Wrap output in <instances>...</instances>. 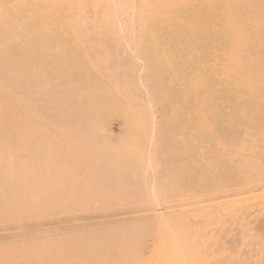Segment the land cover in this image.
<instances>
[{"label":"rangeland","instance_id":"rangeland-1","mask_svg":"<svg viewBox=\"0 0 264 264\" xmlns=\"http://www.w3.org/2000/svg\"><path fill=\"white\" fill-rule=\"evenodd\" d=\"M0 170V264H264V0H0Z\"/></svg>","mask_w":264,"mask_h":264},{"label":"bare ground","instance_id":"bare-ground-1","mask_svg":"<svg viewBox=\"0 0 264 264\" xmlns=\"http://www.w3.org/2000/svg\"><path fill=\"white\" fill-rule=\"evenodd\" d=\"M213 6H214V5H213ZM219 7H220V10H221V11H224L225 9H227V8H229V7L232 8V7H233V3H232V2H229V3H227V4H226V3H223L222 5H219ZM1 43H2V42H1ZM1 48H2V47H1ZM186 63H187V62H186ZM31 78H32V77H31ZM33 79H35V78H33ZM33 79H32V80H33ZM29 80L31 81L30 78H29ZM29 80H28V78H27L25 81H26V82H29V83H34V82H30ZM33 81H34V80H33ZM31 85H32V84H31ZM34 86H35V85H34ZM34 86L32 85L33 90L35 91ZM19 89H20V88H19ZM10 90H11V89H10ZM24 91H25V90H24ZM20 92H21V91H20ZM12 93H13V92H12ZM12 93H11V91H9V90L7 89V92H6L5 94H7V95H6L7 97H11V98H12V97H15V95L12 94ZM34 95H35V94H34ZM34 95H33V96H34ZM48 97H52V96H48ZM23 98H25V97H23ZM43 98H44V96H43ZM12 99H13V98H12ZM27 99H28V98H27ZM45 100H46V99H45ZM38 101H39V100H38ZM36 102H37V101H36ZM70 102H71V101H70ZM4 103H5V102L2 103L3 106H4ZM29 103L34 104V103H32V101L29 102ZM5 107H6V106H5ZM84 117H85V116H84ZM84 117H83L82 119H84ZM85 119H86V118H85ZM84 124H85V123H84ZM61 126H62V125H61ZM66 128H67V126H66ZM68 129H69V128H68ZM73 133H74V132H73ZM95 134H96V133H94L92 136H94ZM72 135H73V134H72ZM81 135H82V133H81ZM84 135H85V134H84ZM84 135H82V136H84ZM8 136H10V138L7 137V140L13 138V135H11L10 133H8ZM86 136H87V135H86ZM90 136H91V135H90ZM95 137H96V136H95ZM97 137H98V135H97ZM87 138H88V137H86V138L84 137V140L87 139ZM21 139H22V138H21ZM21 139H20V140H21ZM90 140H91V137H90ZM93 140H94V139H93ZM88 141H89V139H88ZM91 141H92V140H91ZM104 144H105V143H104ZM104 144H102V145L104 146ZM99 147H100V146H99ZM20 148H24L23 150L28 151L26 147H20ZM20 148H19V149H20ZM97 148H98V147H97ZM97 148H95V150H93V152H94V151L96 152V149H97ZM100 148H101V147H100ZM105 148H106V147H105ZM103 149H104V148H102V150H101L102 152H103ZM106 149H107V148H106ZM105 151H106V150H104V152H105ZM19 152H20V151H19ZM95 152H94V153H95ZM97 152H98L97 154L100 153L99 151H97ZM123 152H124V151H123ZM124 153H125V152H124ZM102 154H103V153H102ZM102 154H101V155H102ZM105 154H106V153H105ZM93 155H96V153L93 154ZM124 155H125V154H124ZM96 156H97V155H96ZM103 156H104V155H103ZM106 156H107V154H106ZM97 157H98V156H97ZM97 157H96V158H97ZM126 157H127V156H126ZM130 157H131V156H130ZM149 157H150V156H149ZM96 158H95V159H96ZM110 158H111V157H110ZM103 159H104V158H103ZM107 159H108V158H107ZM107 159H106V160H107ZM126 159H127V158H126ZM222 159H223V158H222ZM106 160H105V161H106ZM113 160H114V159H113ZM113 160L111 159V161H113ZM124 160H125V158H124ZM134 160L136 161L135 157H134ZM96 161H97V160H96ZM125 161H126V160H125ZM114 162H115V161H113V163H114ZM122 163H123V161L121 162V164H122ZM126 163H127V162H126ZM128 163H129V162H128ZM128 163H127V164H128ZM136 163H137V162H136ZM18 164L22 166L21 163H18ZM127 164H126V165H127ZM131 164H132V163H131ZM111 165H112V164H111ZM116 165H117V164H116ZM100 166H101V165H100ZM128 166H131V165H128ZM109 167H111V166L109 165ZM112 167H113V166H112ZM125 168H126V166H125ZM234 168H235L236 170H238V167H234ZM234 168H233V169H234ZM119 169H121V168H119ZM123 169H124V168H123ZM2 170H3V168H2ZM121 170H122V169H121ZM231 170H232V169H231ZM236 170H234V171H236ZM240 170L242 171V169H240ZM0 171H1V170H0ZM243 171H244V170H243ZM243 171H242V172H243ZM251 171H252V169H251ZM22 172H23V174H22L23 176H25V175H24L25 173H28V172H24V171H22ZM246 173H247V172H246ZM255 173H257V172L255 171ZM252 174H253V173H252ZM248 175H249V174H248ZM261 175H262V174H261ZM132 177H133V176H132ZM260 177H261V176H260ZM134 178H135V177H134ZM263 178H264V177H263ZM135 179H136V178H135ZM135 179H134V180H135ZM137 179H138V177H137ZM148 186H149V188H150V187L152 186V184H151V185H148ZM148 186H147V187H148ZM154 186H155V185L153 184V188H150V190H151V189H154V190H155ZM6 190H7V189H6ZM154 190H151V191L154 192ZM151 191H150V192H151ZM258 191H259V190H258ZM20 192H21V191H20ZM22 192H23V191H22ZM153 192H151V193H153ZM254 192H255V191H254ZM22 194H23V193L20 194V197H24V194H23V195H22ZM226 196H230V195H227V194H226ZM226 202H227V201H226ZM158 204H159V203H158ZM156 205H157V204H156ZM154 210H155V209H154ZM155 211H156V210H155ZM173 248H174V247H173ZM168 250H169V248H168ZM174 250H175V248H174ZM177 250H178V249H177ZM169 252H170V251H169ZM169 252H168V253H169ZM168 253L165 254L166 256L163 258V262H164V263H173V264H174V263L176 262L175 257H174L175 255L173 256L172 253H169V254H168ZM175 253H178V252H175ZM178 255H179V254H178ZM13 263H14V264H19L20 262H19L18 260H14ZM182 263H183V262H182ZM179 264H180V263H179ZM185 264H187V263H185ZM192 264H193V263H192Z\"/></svg>","mask_w":264,"mask_h":264}]
</instances>
